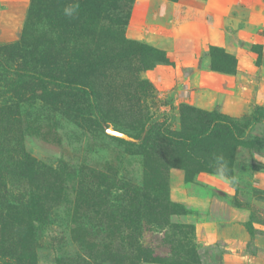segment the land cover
<instances>
[{"label":"rangeland","instance_id":"374dc122","mask_svg":"<svg viewBox=\"0 0 264 264\" xmlns=\"http://www.w3.org/2000/svg\"><path fill=\"white\" fill-rule=\"evenodd\" d=\"M54 3L41 0L29 19L32 0H0V182L8 198L38 187L46 219L31 235L23 224L0 229V264H106L99 251L123 246L134 257L124 235L144 230L195 248L185 264H264V223L253 210L264 217V117L245 128L264 106V0H134L124 38L169 59L149 68L118 32L90 42L60 31L47 16ZM27 20V44L48 40L39 46H54L57 55L61 46L68 54L81 43L99 46L107 77L69 86L61 81L64 52L39 66L24 43L13 53L7 45L23 40ZM40 33L46 38L37 40ZM210 46L231 54L235 68L215 69L223 64L215 57L213 67ZM94 103L107 127L97 123ZM213 111L243 131L229 150L217 149L227 160L223 177L199 171L191 149L162 135L145 145L126 136L150 116L162 114L165 126L182 132ZM23 155L38 162L36 180ZM160 236L131 242L156 247Z\"/></svg>","mask_w":264,"mask_h":264},{"label":"trees","instance_id":"16d2710c","mask_svg":"<svg viewBox=\"0 0 264 264\" xmlns=\"http://www.w3.org/2000/svg\"><path fill=\"white\" fill-rule=\"evenodd\" d=\"M40 1L32 0L31 8L29 9V19L33 17L37 9L41 8ZM54 2V4L50 5L52 8H50L47 14L49 21H51L50 24L57 25L60 31L69 29L71 33L70 37H86L89 38L90 42H94V36L103 37L117 34L118 32L123 47L128 48L131 53L138 52V55L148 58V63L145 68L153 67L159 63H169V59L164 50H160L151 45L129 41L124 38V29L130 17L134 0H54ZM66 7L77 9L73 17L69 18L65 16L64 9ZM28 25L29 21L27 20L25 31L21 34V39L23 40H18V42L13 43L10 47L7 45L8 49L13 48V53L18 51L22 53V50L18 46L24 43L27 47L31 48L24 52L29 54L34 66H39V63L45 64L43 61L49 58L62 60L63 58L60 57L59 52H64L66 60L64 59L62 62L66 66L68 76L64 80L61 79V81H64L69 86L88 87L91 86L90 83H99L98 79L107 77V72L105 71L109 67V62L104 59L106 57L105 54H99V46H91L89 45L90 42L81 43L77 48L73 47L69 51L70 54L61 46L57 55L56 51H54V46H49V44L47 46H39L48 40L34 45L27 44L30 43L28 39H33V37L26 35ZM40 34L36 36L37 40L41 36L44 38L47 36L42 33ZM59 42L61 43L62 41ZM209 50L211 58H213V67L215 57H219V62L223 64L215 65V69L230 71L235 68L236 62L231 54L217 46H210ZM70 71L77 73V76L76 74L71 75ZM28 72L33 77L36 74L35 70L32 72L29 70ZM38 74L51 76L54 80L59 81L56 75H49L47 72ZM88 75L93 77V81L90 83L86 80ZM91 111L97 123L103 128L107 127L108 124L100 107L95 103L91 104ZM162 117L165 118L162 114L148 117L146 124L137 133H128L126 135L129 142L137 145H145L154 135H162L164 139L170 142L191 149L189 156L191 157L193 155L196 158L199 171L207 170L217 172L218 158L222 156L217 149L229 150L232 135H239L243 132L238 125L232 124L226 116L216 111L206 113L201 121L193 122L192 126L182 132H174L167 125L165 126L160 121ZM263 117L264 106H257L254 109L253 116L245 124V128L252 130ZM23 156L20 163H27V167L31 169V179L36 180L38 177V167H36L38 162L35 158L28 157L27 155ZM223 163H227V160L224 158ZM226 172L229 173L227 167ZM36 188L38 189V187ZM36 190L29 189V191H26L29 192L28 194L25 192L21 196L19 193L14 198H8L7 194H10V191L5 183L0 182V191L2 192L0 193V229H7L9 226L13 227V224H23L24 231L31 235L36 223L40 224V226L45 223L46 219L43 213L45 205L42 203L41 196ZM253 210L255 216H258L257 221L264 223L263 215H257L258 209L254 208ZM177 231L181 230L177 229ZM27 236L23 235L22 238L25 239ZM113 236L114 234L108 238L111 239ZM159 236L160 245L156 247L143 244V242L141 244H138L137 241H134V243L131 242L133 239L149 241L151 237L159 238ZM124 237L129 242L130 249L135 251L136 255L133 257L128 254L123 246L118 248H104L99 252L102 256L101 259L105 260L106 264H137L135 262V258L137 257H142L145 261L161 264H185L186 258L197 256L195 248L188 244H183L178 239L170 238L167 234H162L159 231L144 230L138 233L130 232L124 235ZM172 241H177V244L174 245Z\"/></svg>","mask_w":264,"mask_h":264},{"label":"clouds","instance_id":"9594fccd","mask_svg":"<svg viewBox=\"0 0 264 264\" xmlns=\"http://www.w3.org/2000/svg\"><path fill=\"white\" fill-rule=\"evenodd\" d=\"M76 11H77V9H75V8H67L66 7L64 9V14H65V16L71 18L75 15ZM218 161H219V163L217 166V172L221 177H223L225 174V171H226V165L223 163V157H219Z\"/></svg>","mask_w":264,"mask_h":264},{"label":"crops","instance_id":"0c3cea01","mask_svg":"<svg viewBox=\"0 0 264 264\" xmlns=\"http://www.w3.org/2000/svg\"><path fill=\"white\" fill-rule=\"evenodd\" d=\"M212 41V40H211ZM212 42H214L215 43V41H212Z\"/></svg>","mask_w":264,"mask_h":264}]
</instances>
